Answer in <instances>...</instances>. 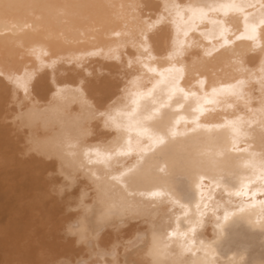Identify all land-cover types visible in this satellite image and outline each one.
<instances>
[{"label": "bare ground", "instance_id": "obj_1", "mask_svg": "<svg viewBox=\"0 0 264 264\" xmlns=\"http://www.w3.org/2000/svg\"><path fill=\"white\" fill-rule=\"evenodd\" d=\"M262 16L264 0H0V264H264ZM173 81L189 95L169 100ZM144 128L165 142L141 151Z\"/></svg>", "mask_w": 264, "mask_h": 264}, {"label": "snow or ice", "instance_id": "obj_2", "mask_svg": "<svg viewBox=\"0 0 264 264\" xmlns=\"http://www.w3.org/2000/svg\"><path fill=\"white\" fill-rule=\"evenodd\" d=\"M231 10L233 11H236V12H242L243 11V8H244V5H240V4H231L228 6ZM206 16V13L202 14V18ZM259 24L261 26H264V16L261 17L260 21H259ZM244 26L246 29L250 30L253 34L256 33V30H257V25L256 24H249L248 22V17H245L244 18ZM226 29L221 31L220 35L221 37L224 39V43L227 44L228 43V40L226 38ZM119 35V34H117ZM185 35H187V33H185ZM141 47L144 48V52L145 53H148V47H147V37L146 36H143V40H142V44H141ZM181 53V50L178 49L177 50V54H180ZM43 55L47 56V52H44ZM52 64H55L56 61L53 60L51 62ZM50 66V65H49ZM150 71H154V69H149ZM262 71H264V69H262ZM4 75L3 73H0V76ZM14 79V82L18 85V86H21L23 87L24 91L27 93L28 91V87H27V83L24 81V78L21 77V76H16L13 78ZM200 85L203 86L204 84V81L203 80H200L199 81ZM240 84H242L243 82H239ZM262 83H264V81H262ZM180 91L182 93H184L185 97H187L189 94L184 92L183 89H177V86H176V82L173 81L172 83V88H171V91L169 93V96H168V99L171 100L172 99V95L176 92V91ZM217 90L216 89H213V93H215ZM152 94V91L149 90L148 93L146 95L148 96H151ZM235 94L239 95V91L237 90L235 92ZM192 95H195V93H192ZM210 102V101H209ZM133 103H136V101L134 100ZM158 111V109H157ZM100 116L101 118H105V113H100ZM109 119H111V117L109 116L108 117ZM144 119H152V115H148L146 117H144ZM115 123V121H113ZM117 127H119V125H117ZM233 130L237 133V134H240V130L239 128L234 124L233 125ZM170 134L175 136L177 133L175 131H170ZM139 136H147L148 137V140L150 141V144L148 145L147 149H141V151H149L151 150V148L155 145H158V144H163L165 142V138L163 135H158V134H154V133H151L149 132L148 129L144 128L142 129L139 133H138V137L137 139L139 138ZM132 151H134V147H133V142L131 139H129L127 141V144H126V147H123L121 148L119 151L115 152V153H109L106 157H105V160L104 162L106 163L108 160L111 159L112 155H128L130 154ZM87 155V154H86ZM89 163H92V160L89 159ZM140 163V160H137V164ZM134 168H135V165L133 167H130L127 169V172L128 173H132L134 171ZM125 175L124 172H121L120 173V176H113L112 179L114 181H117L119 182L121 180V178ZM205 177L204 176H200L199 177V183L197 184V187H201L203 185V181H204ZM212 181L215 182L216 186H219V180L216 178V177H212L211 178ZM241 193L240 192H237L236 195H240ZM143 195V193H142ZM147 195L151 196V197H157V196H162L164 195L163 192H158V191H152V192H149L147 193ZM175 195V194H174ZM225 219H227V215L225 216ZM171 235V234H170Z\"/></svg>", "mask_w": 264, "mask_h": 264}]
</instances>
